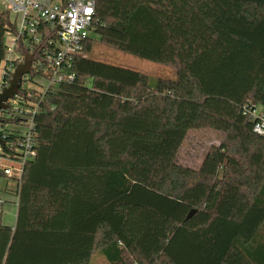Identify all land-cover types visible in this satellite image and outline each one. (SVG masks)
I'll return each mask as SVG.
<instances>
[{
	"label": "trees",
	"instance_id": "16d2710c",
	"mask_svg": "<svg viewBox=\"0 0 264 264\" xmlns=\"http://www.w3.org/2000/svg\"><path fill=\"white\" fill-rule=\"evenodd\" d=\"M10 18L0 11V68ZM90 32L74 82L19 99L39 105L36 157L14 226L0 206V264H264V136L249 113L264 110V0H96ZM95 41L176 77L90 58ZM0 118L18 160L5 127L26 119ZM198 129L225 137L199 169L176 164Z\"/></svg>",
	"mask_w": 264,
	"mask_h": 264
},
{
	"label": "built area",
	"instance_id": "2783aa9c",
	"mask_svg": "<svg viewBox=\"0 0 264 264\" xmlns=\"http://www.w3.org/2000/svg\"><path fill=\"white\" fill-rule=\"evenodd\" d=\"M2 1L5 5L4 10L10 15H15L12 21L14 26L20 18V28L19 30L15 28L11 44L18 50L23 47L31 54L37 48L39 54L33 67L35 68L36 64L40 68L46 67L47 86L42 93L52 86L74 82L76 79L74 61L78 55H82L84 43L91 34L96 0ZM22 60L21 55L17 61L6 59L4 66L0 68V92L8 85L16 64ZM26 79L27 76L23 83ZM21 90L23 93L22 87ZM21 95L9 100V109L2 111L6 112L7 118L16 115L26 119L23 122L26 130L20 135L19 159L5 157L0 146V174L17 182V187L20 185L26 163L36 157L34 117L39 112L38 103L28 101L26 105H21L19 100ZM249 113L255 121L254 132L264 136V111L255 107ZM2 203L0 200V206Z\"/></svg>",
	"mask_w": 264,
	"mask_h": 264
},
{
	"label": "rangeland",
	"instance_id": "374dc122",
	"mask_svg": "<svg viewBox=\"0 0 264 264\" xmlns=\"http://www.w3.org/2000/svg\"><path fill=\"white\" fill-rule=\"evenodd\" d=\"M4 8L5 5L3 1L0 0V11H4ZM14 19L15 15L11 14V22L14 21ZM20 24L21 23L19 18L15 24V28L17 30H19ZM13 36V33H9L6 37V43L9 46L6 59H9L10 61H17V59L20 58V54L18 52V49L14 48L13 44H11V39H13ZM92 37L98 40V38L94 34H92ZM88 57L95 60L107 62L109 64L136 70L154 79L170 80L176 77V69L172 66L157 64L140 59L130 54L117 51L111 47H107L99 43L98 41L94 42L92 52L88 55ZM36 82L40 86L33 85L32 83H23L22 88L28 89V91L36 90L38 92H43V90L47 86V83H44L41 79H37ZM259 110L264 111L262 107H259ZM25 130L26 129L24 128L23 122L22 124L17 126L7 125L5 127L6 133H16L19 135H21ZM224 137L225 136L222 132L213 129H198L189 131L176 156V164L195 170L199 169L210 149L213 147H218ZM17 154H20V151H17ZM7 186L9 190L5 189L7 188ZM16 187L17 182L12 180L0 179V199H3V201H5L3 205V221L5 225H13L16 222L17 209L12 203L6 202L9 200L13 201L15 199L13 197L14 195L11 196L10 194L16 193ZM8 193L10 194L7 195ZM96 264H104V262L101 259H97Z\"/></svg>",
	"mask_w": 264,
	"mask_h": 264
},
{
	"label": "water",
	"instance_id": "95a60500",
	"mask_svg": "<svg viewBox=\"0 0 264 264\" xmlns=\"http://www.w3.org/2000/svg\"><path fill=\"white\" fill-rule=\"evenodd\" d=\"M22 57V61L17 63L12 73L11 78L8 80V85L2 88L0 92V113L9 109L8 101L14 99L16 96L22 94V84L26 76H30L34 73V64L37 60L39 51L37 48L31 54L27 52L23 47L18 50ZM1 123V120H0ZM6 140L0 137V146L4 147Z\"/></svg>",
	"mask_w": 264,
	"mask_h": 264
},
{
	"label": "crops",
	"instance_id": "0c3cea01",
	"mask_svg": "<svg viewBox=\"0 0 264 264\" xmlns=\"http://www.w3.org/2000/svg\"><path fill=\"white\" fill-rule=\"evenodd\" d=\"M3 179V178H2ZM5 180H11V179H6V178H4ZM13 181V180H12ZM17 188V190H18V187H16ZM5 189H7V190H9V188H8V186H7V188H5ZM17 190H16V193H17ZM7 193V192H6ZM16 193L15 194H10V193H8L7 195H11V196H13L15 199L13 200V201H6V202H9V203H12L15 207H16V209L18 208V198H17V196H16ZM2 202H5V201H3V199H0ZM4 208V207H3ZM17 211V210H16ZM3 212H4V209H3ZM14 217H15V215H14ZM16 217H17V213H16ZM15 225V223L13 224V225H11V226H14Z\"/></svg>",
	"mask_w": 264,
	"mask_h": 264
}]
</instances>
